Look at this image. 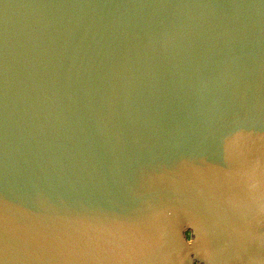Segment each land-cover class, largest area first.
<instances>
[{
	"label": "water",
	"instance_id": "95a60500",
	"mask_svg": "<svg viewBox=\"0 0 264 264\" xmlns=\"http://www.w3.org/2000/svg\"><path fill=\"white\" fill-rule=\"evenodd\" d=\"M0 264H264V0H0Z\"/></svg>",
	"mask_w": 264,
	"mask_h": 264
}]
</instances>
